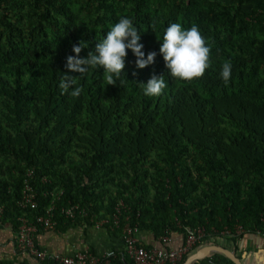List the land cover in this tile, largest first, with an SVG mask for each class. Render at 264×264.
Returning a JSON list of instances; mask_svg holds the SVG:
<instances>
[{"label":"trees","instance_id":"1","mask_svg":"<svg viewBox=\"0 0 264 264\" xmlns=\"http://www.w3.org/2000/svg\"><path fill=\"white\" fill-rule=\"evenodd\" d=\"M121 16L132 18L145 58L157 52L155 63L139 69L128 50L115 86L102 69L69 71L73 45L84 41L86 58ZM176 22L197 25L212 49L211 67L191 83L172 79L159 55L157 39ZM63 74L75 80L69 93L83 89L79 98L61 93ZM154 74L167 87L147 97L139 84ZM28 172L36 210L17 205ZM54 190L64 191L55 202L60 234L109 220L119 201L140 233L157 240L204 227L180 264L225 228L264 232V12L218 0H0L3 222L17 231L18 218L44 216L54 198L45 193ZM76 205L74 218L62 214ZM210 262L234 264L219 253L194 264ZM113 263L132 264L125 253Z\"/></svg>","mask_w":264,"mask_h":264},{"label":"clouds","instance_id":"2","mask_svg":"<svg viewBox=\"0 0 264 264\" xmlns=\"http://www.w3.org/2000/svg\"><path fill=\"white\" fill-rule=\"evenodd\" d=\"M155 26H153V30ZM159 47V55L163 57L167 74L179 82L191 83L202 78L206 70L211 67V47L208 40L202 35L197 25L185 29L181 23H169L164 30ZM140 34L132 18L121 16L106 33L103 39L95 44L94 50L89 51L86 58H81L80 53L87 45L84 41L74 44L66 60V68L72 72L83 74L91 69H102L103 78L108 85L115 86L120 81L126 67L128 50L136 57L135 65L144 69L155 63L156 51H150L146 58L142 51ZM232 64L225 62L220 71V78L227 84L231 78ZM75 83L73 77L63 74L60 81L61 93H69ZM143 95L147 97L160 96L167 84L164 75H152L147 83H140ZM83 89L75 87L69 93L73 98H79Z\"/></svg>","mask_w":264,"mask_h":264},{"label":"built area","instance_id":"3","mask_svg":"<svg viewBox=\"0 0 264 264\" xmlns=\"http://www.w3.org/2000/svg\"><path fill=\"white\" fill-rule=\"evenodd\" d=\"M33 177V172H28V179H26L24 183L22 198L17 203L21 209L36 210L38 208L36 192L30 184ZM46 182L47 181L44 179L43 183ZM54 191L55 192L52 193L49 191L45 193V197L47 198L50 195L54 196L46 214L44 216L36 217L33 221L23 217L18 218L20 225L17 231L14 230L12 224L3 222L6 207L5 205L0 204V228L7 227L14 232L18 251L32 262H35V264L44 263L46 261H50L54 264H114L113 252L98 255L92 252L90 248H87L83 251L77 252L73 256H63L42 248L39 243L40 234L45 232H55L58 225L55 214V202L63 196L64 191ZM78 210V205L71 206L68 209H63L62 214L74 218L77 215ZM126 211V204L123 201H119L111 218L109 220L104 219L98 221L94 226L98 229L112 232L121 230L124 251L132 264H180L186 255L201 244L206 235V229L204 227H199L195 230L188 228L186 229L187 237L185 244L180 249H149L140 242L139 227L132 224L131 217L126 215ZM81 213L83 214V212ZM243 234L244 230L242 227L237 226L234 231L225 228L221 233V237L238 240ZM257 234L264 237V232L258 231ZM161 240L164 243H168L170 239L169 237H165ZM210 264L213 263L210 262Z\"/></svg>","mask_w":264,"mask_h":264},{"label":"crops","instance_id":"4","mask_svg":"<svg viewBox=\"0 0 264 264\" xmlns=\"http://www.w3.org/2000/svg\"><path fill=\"white\" fill-rule=\"evenodd\" d=\"M225 4L242 5L245 12H264V0H218ZM141 243L149 249L178 250L184 244L186 237L181 233H173L169 242L157 240L154 235L142 231L139 235ZM39 243L43 249L63 256H73L77 252L90 248L92 252L103 255L108 253L123 254L124 242L122 234L95 226L81 227L66 233L45 232L39 236ZM210 245L222 246L236 254L242 264H264V237L256 234L244 235L236 242L229 238L213 239ZM14 261L21 263L30 261L22 255L15 242L14 232L9 228H0V261Z\"/></svg>","mask_w":264,"mask_h":264},{"label":"water","instance_id":"5","mask_svg":"<svg viewBox=\"0 0 264 264\" xmlns=\"http://www.w3.org/2000/svg\"><path fill=\"white\" fill-rule=\"evenodd\" d=\"M213 253H219L224 255L226 258L231 260L234 264H242L240 259L236 256V254L222 246L218 245H208L202 247L196 253L190 255L184 264H194L196 262L202 261L209 257Z\"/></svg>","mask_w":264,"mask_h":264}]
</instances>
